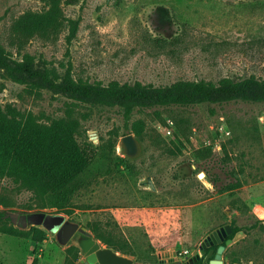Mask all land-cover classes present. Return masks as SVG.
Listing matches in <instances>:
<instances>
[{"label": "rangeland", "instance_id": "rangeland-1", "mask_svg": "<svg viewBox=\"0 0 264 264\" xmlns=\"http://www.w3.org/2000/svg\"><path fill=\"white\" fill-rule=\"evenodd\" d=\"M0 59L29 62L57 83H263L248 99L218 93L187 105H136L125 117L116 103H80L0 67L3 106L43 123L73 108L88 136L76 138L95 150L69 189L70 213L36 209L30 191L0 179V213L9 215L0 217V264H69L77 246L64 238L62 223L89 232L96 224L127 255L150 264L205 249L203 261L212 247H203L207 238L236 226L245 234L218 264H264V0H0ZM125 134L140 143L134 158L124 153ZM35 212L63 222L18 223ZM32 227L44 231L42 240ZM85 259L78 248L73 264Z\"/></svg>", "mask_w": 264, "mask_h": 264}, {"label": "trees", "instance_id": "trees-1", "mask_svg": "<svg viewBox=\"0 0 264 264\" xmlns=\"http://www.w3.org/2000/svg\"><path fill=\"white\" fill-rule=\"evenodd\" d=\"M0 67L20 83L38 82L43 88L64 92L80 103L93 100L116 103L123 107L125 117L132 114L136 105H187L196 100H216L218 93H223L228 100L248 99L246 96L263 86V83L253 78L221 85L205 80L178 81L164 88L140 85L121 88L117 83L106 87L90 86L71 80L57 83L46 73L34 69L29 62H17L12 66L0 59ZM73 112L72 108L65 116L43 123L36 121L31 114L23 115L10 104L3 106L0 103V179H10L18 183L20 188L30 191L38 201L36 209L56 208L70 213L72 202L69 189L85 173L94 158L92 143L85 141L80 144L76 138L79 133H87L85 129L81 130L80 121ZM85 138L88 139V136ZM0 217L9 220L5 212H1ZM88 225L95 237L105 245L123 254L128 253L110 236L103 235L98 225ZM232 228L233 232L227 238H233L237 232L245 230L236 226ZM31 230L38 237L37 241L44 238V231L38 227H32ZM218 246H210L209 250L217 251ZM72 249L74 257L69 264H73L77 258L78 248L73 246Z\"/></svg>", "mask_w": 264, "mask_h": 264}, {"label": "water", "instance_id": "water-1", "mask_svg": "<svg viewBox=\"0 0 264 264\" xmlns=\"http://www.w3.org/2000/svg\"><path fill=\"white\" fill-rule=\"evenodd\" d=\"M121 145L123 147L126 156L134 158L139 155L141 151V146L139 141L133 134H127L121 137ZM63 222L62 217H54L49 221L46 213L35 212L29 213L25 216L19 218V224L22 223L23 227L47 225L49 227L56 228L59 224ZM63 236L66 240L71 239L75 246L80 249V252L86 256L85 260L79 261L77 264H150L143 263L134 260L130 255L120 253L115 249L108 246H101L100 243L95 239L91 232H89L85 227H77L62 223L60 227ZM233 229L231 225H226L219 230L213 232L203 244L205 246H213L218 244L217 251L214 255V262L212 264H218L222 259V253L227 245L239 240L244 236L243 231L237 232L233 238H227L232 234ZM225 242V244H223ZM205 249H201V253L196 256L187 257L186 259L172 260L160 264H194L197 263L199 258L203 256ZM214 251L211 249L204 256L203 262L201 264H210V258Z\"/></svg>", "mask_w": 264, "mask_h": 264}, {"label": "flooded vegetation", "instance_id": "flooded-vegetation-1", "mask_svg": "<svg viewBox=\"0 0 264 264\" xmlns=\"http://www.w3.org/2000/svg\"><path fill=\"white\" fill-rule=\"evenodd\" d=\"M203 261H201V262H197V263H195V264H201Z\"/></svg>", "mask_w": 264, "mask_h": 264}, {"label": "built area", "instance_id": "built-area-1", "mask_svg": "<svg viewBox=\"0 0 264 264\" xmlns=\"http://www.w3.org/2000/svg\"><path fill=\"white\" fill-rule=\"evenodd\" d=\"M185 254H187V252H185Z\"/></svg>", "mask_w": 264, "mask_h": 264}]
</instances>
